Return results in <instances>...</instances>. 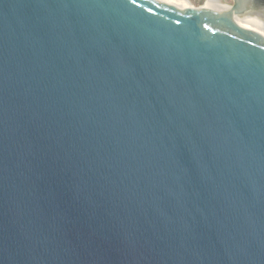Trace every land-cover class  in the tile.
<instances>
[{
    "label": "water",
    "instance_id": "water-1",
    "mask_svg": "<svg viewBox=\"0 0 264 264\" xmlns=\"http://www.w3.org/2000/svg\"><path fill=\"white\" fill-rule=\"evenodd\" d=\"M251 16L0 0V264H264Z\"/></svg>",
    "mask_w": 264,
    "mask_h": 264
},
{
    "label": "rangeland",
    "instance_id": "rangeland-1",
    "mask_svg": "<svg viewBox=\"0 0 264 264\" xmlns=\"http://www.w3.org/2000/svg\"><path fill=\"white\" fill-rule=\"evenodd\" d=\"M163 1H167L170 2L174 5H178V7L180 8H184V7H207L208 8V0H163ZM232 3V0H222V3H220L221 5H230ZM219 5V2H215L213 4V9H217ZM223 5V6H224ZM237 22H240L243 26L248 23V20H250V23L252 24V28L253 30L261 33L264 35V27L263 26V22L259 19L253 18V17H249L247 19H240L237 18L236 19Z\"/></svg>",
    "mask_w": 264,
    "mask_h": 264
},
{
    "label": "bare ground",
    "instance_id": "bare-ground-1",
    "mask_svg": "<svg viewBox=\"0 0 264 264\" xmlns=\"http://www.w3.org/2000/svg\"><path fill=\"white\" fill-rule=\"evenodd\" d=\"M161 1H163V0H161ZM163 2H166V3L172 4V3L167 2V1H163ZM215 2H218V1H217V0H208V4H209V5H208V8H212V7H213V4H214ZM172 5H174V4H172ZM223 5H224V4L221 5V4L219 3L217 9H224V8L227 7L226 5H224V6H223ZM175 6L178 7V5H175ZM251 17L261 20V21L263 22V26H262V27H264V19H263V18H261V17H257V16H251ZM247 18H249V17H245V18H243V19H247ZM251 25H252V24L250 23V20H248V23H246L244 26L253 29Z\"/></svg>",
    "mask_w": 264,
    "mask_h": 264
},
{
    "label": "snow or ice",
    "instance_id": "snow-or-ice-1",
    "mask_svg": "<svg viewBox=\"0 0 264 264\" xmlns=\"http://www.w3.org/2000/svg\"><path fill=\"white\" fill-rule=\"evenodd\" d=\"M133 2H135V0H133Z\"/></svg>",
    "mask_w": 264,
    "mask_h": 264
}]
</instances>
